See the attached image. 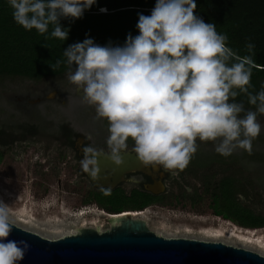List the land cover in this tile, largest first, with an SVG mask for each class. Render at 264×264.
<instances>
[{
	"label": "clouds",
	"instance_id": "1",
	"mask_svg": "<svg viewBox=\"0 0 264 264\" xmlns=\"http://www.w3.org/2000/svg\"><path fill=\"white\" fill-rule=\"evenodd\" d=\"M95 3L8 0L18 25L41 35L52 26L51 37L61 41L69 35L61 18L79 19ZM196 7L195 0H156L150 15H139V35L129 34L123 46H100L86 38L63 52L68 80L95 108L97 118L108 122L107 153L82 147L81 168L93 179L101 171L99 157L123 164L121 154L130 139L142 165L160 166L173 176L190 164L197 140L213 142L223 156L237 148L251 153L261 132L257 113L264 115V90L249 92L255 61L233 51L226 35L195 14ZM254 48L246 45L250 54ZM241 93L256 111L245 113L243 104L235 102ZM14 227L9 204L0 200V264H18L30 247L23 240L4 242Z\"/></svg>",
	"mask_w": 264,
	"mask_h": 264
},
{
	"label": "trees",
	"instance_id": "2",
	"mask_svg": "<svg viewBox=\"0 0 264 264\" xmlns=\"http://www.w3.org/2000/svg\"><path fill=\"white\" fill-rule=\"evenodd\" d=\"M195 3V14L205 23L214 24L218 33L226 35L227 45L233 51L242 57L252 55L255 66L249 92L257 94L264 90V0H195ZM155 4L156 0H96L81 18H61L62 28L69 32L68 39L61 41L51 37L52 26L48 33L41 35L35 29L29 31L18 25L8 0H0V84L63 78L69 73L63 52L70 45L90 38L100 46H123L129 34L139 35L136 27L139 15H150ZM248 43L255 45L254 54L246 50ZM58 60L61 63L57 67ZM235 102L243 104L245 113L256 111L247 94H239ZM3 134L0 129V163L6 154L5 146L12 141L7 139L8 134ZM128 146H134L131 139ZM257 163L264 164V153L254 149L251 153L242 149L223 156L215 149L198 145L190 164L163 193L155 195L141 186L129 190L96 188L89 198L98 209L110 214L135 213L151 204L195 209L205 205L214 215L242 227H262L264 210L257 209L256 203L260 204L263 199L255 181L264 176H255L250 170ZM186 175L194 178L191 194L186 193L181 182ZM105 190H110V194H105ZM245 199H250L251 203H246Z\"/></svg>",
	"mask_w": 264,
	"mask_h": 264
},
{
	"label": "rangeland",
	"instance_id": "3",
	"mask_svg": "<svg viewBox=\"0 0 264 264\" xmlns=\"http://www.w3.org/2000/svg\"><path fill=\"white\" fill-rule=\"evenodd\" d=\"M257 120L261 132L252 141L251 149L264 153V115L258 113ZM26 124L42 129L41 144L16 143L4 148L6 154L0 163V200L9 204L15 224L30 229L22 221L26 219L32 224L31 230L48 237L73 233L82 227L99 228L100 231L108 229L110 223L106 214L94 203L82 200L88 183L79 179L78 165L65 166L57 158L60 152L56 144H52L49 134L46 135L55 133L56 129L74 128L81 133L80 139L90 137L89 142L94 147L109 136L102 120L97 118L95 108L83 99L82 91L68 80V74L57 80L0 84V125L18 131ZM197 144L215 149L213 142L197 140ZM46 146H49L48 152L43 148ZM132 148L127 150L133 152ZM241 150L237 148L233 152ZM250 170L255 176H264L262 163L254 164ZM160 171L164 172L163 186L170 188L173 180H165L170 173L162 167ZM173 177L176 179L179 174ZM129 180L124 183L126 190L135 182L142 184L148 178L133 173ZM181 182L186 193L191 194L194 178L186 175ZM255 187L263 199L260 204L256 203V207L264 210V179L256 180ZM245 202L250 204L251 200L245 199ZM135 213L153 231L165 236L221 240L264 253V226L242 227L235 221L214 215L205 205L199 209L150 205ZM57 230L62 232L56 234ZM215 233L220 237H215Z\"/></svg>",
	"mask_w": 264,
	"mask_h": 264
},
{
	"label": "water",
	"instance_id": "4",
	"mask_svg": "<svg viewBox=\"0 0 264 264\" xmlns=\"http://www.w3.org/2000/svg\"><path fill=\"white\" fill-rule=\"evenodd\" d=\"M121 155L123 164L137 158L130 151ZM98 163L101 169L98 178L88 174L92 184L98 187H113L126 173L142 169L125 167L121 173L106 156L99 157ZM157 169L158 166H153L154 171ZM114 174L119 178L113 184L98 180L103 176L114 178ZM157 183L160 185L147 189L155 193L162 191L163 184ZM109 223L110 228L104 231L82 227L59 237H48L15 224L16 228L4 242L23 240L30 245L18 264H264V254L244 246L221 240L162 235L130 211L111 217Z\"/></svg>",
	"mask_w": 264,
	"mask_h": 264
},
{
	"label": "flooded vegetation",
	"instance_id": "5",
	"mask_svg": "<svg viewBox=\"0 0 264 264\" xmlns=\"http://www.w3.org/2000/svg\"><path fill=\"white\" fill-rule=\"evenodd\" d=\"M102 120V125L105 126L106 128V131L107 133L109 134L108 132V122L105 120V119H101ZM0 129H2L4 131L5 134L3 135H7V139L9 138V141H11L9 144H7L5 146V148L7 147H10L16 143H30V144H34V143H39L41 144V141H42V138H43V132L41 131L42 129H39L37 126L31 124V125H21L18 129V131H13L12 129L10 128H6V127H2L0 125ZM51 136L52 138V144L53 142L56 144V149L57 151L60 152V154H58V157L60 160H62L63 164L65 166H77L78 165V172L80 174V180H82V182L86 184V182L88 183V187H87V191H85V196L82 198V200L86 201V202H92L90 201V196L92 194V191L93 189H104V188H107V189H115L117 187H124V183L130 181V176L133 174V173H140V174H144L147 176L148 180L145 181L144 183H140V182H135L133 184V187H142L143 189L151 192L152 194H155V195H158L160 193H163L165 192L166 190L169 189V187H165L163 186V190L160 191V192H152L151 190L147 189V187H153L154 185L158 184L157 182H161V184H163V174L164 172L160 171L158 172V170L160 169V167L158 166V169L157 171H154L153 170V166H147L144 168H142L141 170H135V171H132V172H128L126 173L124 176H123V180L120 181L119 183L115 184L113 187H98V186H95L92 184V181L90 179V177L88 176L87 173L83 172L82 168H81V164H80V160L83 158V152H82V147L85 146V145H91L90 142H89V139H87V137H84L82 139L81 138V133H79V131H76V129L74 128H60V129H56V132L55 133H47L46 135L48 136ZM106 141H102L100 143L99 146L97 147H94L96 149H103L106 153L109 151L108 148H107V144H106ZM40 146V145H39ZM50 146V145H49ZM49 146H46V147H43L44 150L46 152H48L47 150V147ZM132 146H128V148H130ZM129 151V150H127ZM173 176H170V174H167L165 176V180H173ZM107 182H110V183H114V180H113V177H109V179L107 180ZM164 185V184H163ZM125 188V187H124ZM130 188V189H132ZM126 189V188H125ZM93 203V202H92ZM151 205H158V204H151ZM150 206V205H149ZM160 206V205H158ZM97 207V206H96ZM163 207V206H161ZM98 208V207H97ZM103 211V210H101ZM104 212V211H103ZM130 212H133V211H130ZM107 216V220L109 221V219L111 217H114L116 215H121L122 212L120 213H113V214H110V213H106L104 212ZM137 214V213H136ZM133 215V214H132ZM134 217H140V216H137V215H133ZM109 228H110V225H109ZM108 228V229H109Z\"/></svg>",
	"mask_w": 264,
	"mask_h": 264
},
{
	"label": "bare ground",
	"instance_id": "6",
	"mask_svg": "<svg viewBox=\"0 0 264 264\" xmlns=\"http://www.w3.org/2000/svg\"><path fill=\"white\" fill-rule=\"evenodd\" d=\"M128 159V158H127ZM124 161V160H123ZM115 167H117L118 169H121V168H125V167H128V168H144V165H142L141 163H140V161L137 159V158H133L132 160H129V161H127L126 160V163H124L123 164V166L122 167H118V166H115ZM124 169H121L120 171H121V173H122V171H123ZM113 174H111V176H112ZM117 178H119L117 175H115L114 174V178H113V180H117ZM120 178H121V175H120ZM99 181H103V182H107V180H108V177L107 176H103V177H101V179L99 178L98 179ZM159 185H160V183H158ZM157 184V185H158ZM153 187H157V186H153ZM124 214V213H123ZM133 215H136V213H132ZM22 220V219H21ZM23 221V223L24 224H26V226L28 227V228H30V230H31V226H32V224H31V222H29V221H27L26 219L24 220H22ZM62 231L61 230H57V231H55V233L56 234H60ZM215 237H217L218 238V236H219V234L217 233H215V234H213ZM57 237H59V236H57ZM220 237V236H219ZM250 242V241H249ZM264 247V246H263ZM261 254H264L263 252H260Z\"/></svg>",
	"mask_w": 264,
	"mask_h": 264
}]
</instances>
